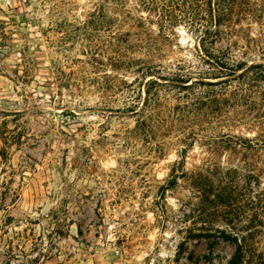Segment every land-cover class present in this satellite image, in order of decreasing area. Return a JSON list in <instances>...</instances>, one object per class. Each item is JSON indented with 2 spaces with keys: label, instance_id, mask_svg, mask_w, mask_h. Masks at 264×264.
Wrapping results in <instances>:
<instances>
[{
  "label": "rangeland",
  "instance_id": "374dc122",
  "mask_svg": "<svg viewBox=\"0 0 264 264\" xmlns=\"http://www.w3.org/2000/svg\"><path fill=\"white\" fill-rule=\"evenodd\" d=\"M117 2L0 0V264H227L222 232L250 230L244 264H264V0L218 28L212 0L220 39L177 24L161 62L188 83L112 65ZM103 6L111 32L89 23Z\"/></svg>",
  "mask_w": 264,
  "mask_h": 264
},
{
  "label": "trees",
  "instance_id": "16d2710c",
  "mask_svg": "<svg viewBox=\"0 0 264 264\" xmlns=\"http://www.w3.org/2000/svg\"><path fill=\"white\" fill-rule=\"evenodd\" d=\"M117 1L116 9L123 16L122 21L124 25L130 28L123 30L118 38L114 36V32L109 36L111 40L108 48H117V50L112 49L111 52L118 54L116 56L117 58L110 59L112 65L126 71L136 65V69L134 70L136 75L143 78L156 77L175 83L190 82V75L192 74V71L186 70L180 64L172 68L161 62L165 52L164 42L171 41V37L175 35V28L179 22L187 19L190 22L191 28L196 33H199L204 43L209 40L207 38L220 39L222 37V31L218 29L214 30L215 28L223 24H239L247 14H250L254 10V6L248 0H215L213 5L216 13L214 21L216 22V27L212 29L208 24H201V21L206 19L208 10L212 7V0H136L135 6L131 7H129L130 5L127 0ZM143 10L150 17L155 18L159 34L156 35L154 29L148 27L151 21L142 14ZM133 11L138 13L134 15ZM100 12H102L101 15H99ZM109 12H111V9L103 6L98 13H92L90 15L89 23L94 24L95 27L106 26L109 32H111L112 25H114L116 19ZM192 16L194 19H191ZM116 41L118 42L117 44H115ZM136 53L143 54L144 58H135L134 54ZM207 53L212 56L214 55L211 52ZM211 59L206 61L211 64L216 63L218 66L232 72L245 69L247 65L246 62H237L235 66L226 67L225 65L227 64L219 60L218 56H215V58L211 57ZM197 82L194 81L185 86L175 85L189 88ZM122 84L128 85L127 82H123ZM149 84L150 86L153 84L159 85L158 81L154 79H151ZM161 106L162 98L159 93H151L150 90H147V98L142 109L139 112H136V110L133 111H135V115L152 119ZM246 142H249L250 145L251 141L245 139ZM236 144H241V142L236 141ZM253 236L255 235L252 230L246 234L222 232V238L235 245V251L227 264H244L246 256L251 252L250 247ZM260 257L258 256L257 260L261 259ZM260 263L262 262H257V264Z\"/></svg>",
  "mask_w": 264,
  "mask_h": 264
}]
</instances>
